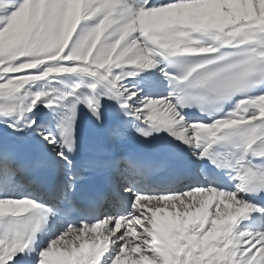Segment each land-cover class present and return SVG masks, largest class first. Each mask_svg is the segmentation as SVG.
I'll return each mask as SVG.
<instances>
[{
	"label": "snow or ice",
	"instance_id": "1",
	"mask_svg": "<svg viewBox=\"0 0 264 264\" xmlns=\"http://www.w3.org/2000/svg\"><path fill=\"white\" fill-rule=\"evenodd\" d=\"M0 264H264V0H0Z\"/></svg>",
	"mask_w": 264,
	"mask_h": 264
}]
</instances>
